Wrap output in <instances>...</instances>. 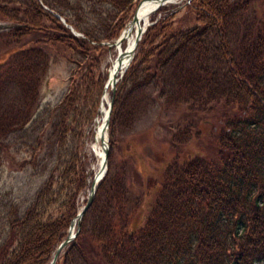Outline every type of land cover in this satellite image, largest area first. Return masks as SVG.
Returning <instances> with one entry per match:
<instances>
[{"label":"trees","instance_id":"1","mask_svg":"<svg viewBox=\"0 0 264 264\" xmlns=\"http://www.w3.org/2000/svg\"><path fill=\"white\" fill-rule=\"evenodd\" d=\"M191 1L201 27L174 31L165 13L172 6L150 17L111 93L108 170L55 264H264V0ZM132 6L0 0L1 19L11 21L0 29V168L7 162L10 172L44 177L25 208L10 193L0 200V264H49L68 237L79 196L92 182L69 136L99 114L104 42L119 38ZM53 53L70 64V86L57 106L40 110ZM216 107L224 114L208 140L211 156L179 161L189 123ZM174 112H181L177 123L184 128L173 133L172 122L163 123L170 147L159 151L160 142L149 137ZM152 118L143 145L160 159L169 156L153 200L145 188L137 194L127 185L129 165L141 167L137 153L121 154L120 166L112 157L123 136ZM29 134L32 145L23 151Z\"/></svg>","mask_w":264,"mask_h":264},{"label":"rangeland","instance_id":"2","mask_svg":"<svg viewBox=\"0 0 264 264\" xmlns=\"http://www.w3.org/2000/svg\"><path fill=\"white\" fill-rule=\"evenodd\" d=\"M130 1L132 2L133 6L131 7L130 12L128 14L129 16L128 20L124 25L125 27L122 30L124 33L126 32L129 27V24L131 23L132 12L135 11L136 6L138 5L137 3L140 0ZM191 2V0H179L177 3H168L166 5L167 7L172 6V8H169L168 11L165 13L170 14V17L172 18L171 24L173 25L174 31L178 32L180 30H191V28L201 27L200 22L197 21L196 12ZM253 3L254 2H252V4ZM257 3L255 5H257ZM262 5L264 6V1L262 2ZM161 15L162 14H159L157 16V20L161 17ZM163 16H165L164 13ZM149 23L153 22L149 21ZM10 24V20H3L0 17L1 29L4 27L6 28ZM130 42V39H125L122 42L121 47L127 49ZM105 44L107 45L108 49L105 51V53L102 54L100 59L101 63L99 66V71L105 78V84L103 86V90L101 91L102 93L99 96V105L97 106V111H99V114L95 116V118L92 120L91 125L89 127H86L83 132L79 133V131H76L75 134L69 136V146L72 149L77 150V154L82 159V163L84 165V168L86 169V173L91 175L90 179L93 178V176L98 172L100 166V157H98L94 147L92 146L98 138V121L101 120L100 122H102L103 115L101 114V111L103 105L104 103L106 104V106L108 104V102L104 100V95L106 92L109 94L110 101L112 93L111 86L106 88V90L104 89V87L108 82L107 78H109L111 66L116 61V56L119 52L120 47H117L116 45L110 47L108 42H105ZM71 69L72 68L70 64L68 63V61H66L65 58L53 53L50 68L48 70V75L42 83L43 85L41 87L40 110L57 106V104L62 101L70 86L69 79L71 75ZM103 100L104 103L102 102ZM180 113L181 112H174L172 115L168 116V118H163L160 121L162 122V125H157L156 129L152 132L153 134H151V136L149 135V139L151 142L154 138L160 142L156 143L159 145L160 149L157 148L159 149V151L164 152L166 147H170L169 144H166L167 140L170 139V132L174 133V131L176 132L177 130H182L184 128V125H182V123H180L179 125L177 123V119L181 118L182 116ZM223 114L224 112L222 108L216 107L215 110L205 111L204 114H199L198 117L191 116L188 118V120L191 121L195 120V118L197 117L195 121L189 123L190 128L192 130L188 131L189 141H187L184 144L185 146L181 147V150H179V161L184 162L189 158H196L199 155L205 157L211 156V152H209L208 148V140L210 138L211 133L215 134L218 127L222 124L221 117ZM154 121L155 118H152L151 120L145 122V124L142 123L141 126L134 132H131L129 135L123 136L125 142L120 145L121 148H118V146L116 145L117 147H115L112 154L114 163H117L116 165L120 166L118 165V163L122 159L121 154H124V156H126V154L130 153L131 151H135L137 153L140 161L139 165L141 167H137L134 163L130 164L128 168L129 170H127L126 182L128 187H132V189H134L137 194L145 188V190H147V192L149 193L147 199L149 198L151 200H153L152 196L153 189H155L154 185L156 184V176L159 175V170H163L166 166L163 164L169 162V156L167 152V156H165L164 159H160L158 158L159 155L153 154L154 152L151 146L148 147L143 145L141 135L155 123ZM167 122H172L173 126L171 131L164 126V124ZM11 141L13 142L14 140L12 139ZM32 142L33 139L31 137V134L22 138V150L28 151L26 150V147H30L32 145ZM107 145L109 146V135ZM99 146H101L100 148L103 150L102 141H100ZM11 149L12 151H16L17 147ZM179 151L177 150V152ZM27 155L28 154L25 153V156ZM43 180L44 177H33L29 169L23 170V172H10L7 162H5L0 168V200L5 197L4 193H10L12 194V198L19 205L24 206L25 208L27 205H29L30 200H32V198L35 196V192L41 186ZM141 184H143L142 187ZM86 198L87 195L85 194H81L79 196L78 202L80 204V207L84 205V200ZM3 212L4 211L2 210L0 202V237L4 232Z\"/></svg>","mask_w":264,"mask_h":264},{"label":"water","instance_id":"3","mask_svg":"<svg viewBox=\"0 0 264 264\" xmlns=\"http://www.w3.org/2000/svg\"><path fill=\"white\" fill-rule=\"evenodd\" d=\"M149 1L155 2L157 4V8L155 10H153L152 12H150V15L152 13H154L155 11H157V9L159 7L165 6L168 3H171L170 0H149ZM143 2H146V0L139 1L138 6L135 9V12L133 14L134 16H133V18L131 20V23L129 24L130 28H128V29H131L133 27L132 25H138V28L136 29V32L134 34L135 41H134V44H133V49L127 54V58H128L127 59V63H123L124 61L120 59V57L122 56V53L119 51L117 56H116V59H118V62H119V69L123 68V70H121L120 73H118L117 75H114L110 79L107 78L108 82H107L106 86L104 87V89L106 90L107 86L109 84H111V92H113V95L115 93L114 92L115 91V86H116L118 80L127 71V67L130 65V63L134 59L133 57H134L136 49H137V44L141 40L142 35L146 31L147 27L149 26L148 21H147V23L142 22V24H141V20L139 19L138 14H137V12H138L139 8L142 6ZM54 16L56 18H58L59 20H61L62 22H65L63 18H61V17H59L57 15H54ZM71 30L73 31V29H71ZM125 33L122 32V34L115 41V43L113 45H110V46L116 45L117 47H119L122 44V42L125 40V37H124ZM75 35L76 36H80L77 33H75ZM113 95H112L111 100L107 104V110H106V113H105L106 115H105L104 121H103L104 131H105V137L103 138V141H102V147H103V151H104V155H103L104 159H103V161L101 162V164L99 166L98 172L93 177V181H92V183L90 185V188H89V194H88V197H87V200H86V204L83 207H81V209L79 210L78 215L76 216V218L70 223L71 225H70V228H69V231H68V237L62 243L59 244V247L56 249L55 253L53 254V257H52L53 259H52V261L49 264H55L57 259H58V256L61 253V251L63 249H65L67 247V245L70 243V241L73 240L77 236L79 225H80L79 223H80L83 215L85 214V212L88 210V208L90 207V205L92 203V199H93V197H94V195L96 193V187H97L98 183L100 182V180L103 178V176L107 172V169H108L107 168V159H108L107 155H108V152H109V146L107 145V142H108V128H109V125H110L109 124V120H110V116H111L110 113H111L112 106H113V103H112L113 102ZM76 228H77V230L75 231Z\"/></svg>","mask_w":264,"mask_h":264},{"label":"bare ground","instance_id":"4","mask_svg":"<svg viewBox=\"0 0 264 264\" xmlns=\"http://www.w3.org/2000/svg\"><path fill=\"white\" fill-rule=\"evenodd\" d=\"M178 1L179 0H170L171 3H177ZM156 8H157V4L155 2H152V1H149V0H146V2H143L142 6L139 8V10L137 12L138 17L141 20V23L142 22L147 23V21H148L147 18L149 17L150 12H152ZM132 26L133 27L131 29H127L126 33L124 34L125 39H130L131 40L128 48L124 49L121 46L119 47V51L122 53V56L120 57V59L124 61L123 63H127V59H128L127 58V54L133 49V44H134V41H135L134 33L136 32V29L138 28V25H132ZM128 28H130V27H128ZM110 70L111 71H110L109 79L111 77H113L114 75H117L118 73H120L121 70H123V68L119 69L118 59H116V61L112 64ZM109 86H111V84H109L107 86V88ZM104 100L106 102H109V94L107 92L104 95ZM104 100L102 101L103 103H104ZM106 110H107V106L104 103L102 111H101V114L103 115L102 122H100L101 120L98 121V128H97L98 129V131H97L98 138L93 143V146H92V147H94L98 157H100V164H101V162L104 159V157H103L104 151L100 148L101 146H99V145H100V141H103V138L105 137L103 121H104V117L106 115L105 114Z\"/></svg>","mask_w":264,"mask_h":264}]
</instances>
